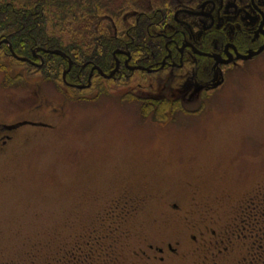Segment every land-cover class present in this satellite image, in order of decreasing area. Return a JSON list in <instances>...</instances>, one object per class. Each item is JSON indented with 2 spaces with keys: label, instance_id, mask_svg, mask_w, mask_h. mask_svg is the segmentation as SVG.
<instances>
[{
  "label": "rangeland",
  "instance_id": "374dc122",
  "mask_svg": "<svg viewBox=\"0 0 264 264\" xmlns=\"http://www.w3.org/2000/svg\"><path fill=\"white\" fill-rule=\"evenodd\" d=\"M20 63L0 70V264H145L178 241L173 264H264V52L209 94Z\"/></svg>",
  "mask_w": 264,
  "mask_h": 264
},
{
  "label": "flooded vegetation",
  "instance_id": "af4514ba",
  "mask_svg": "<svg viewBox=\"0 0 264 264\" xmlns=\"http://www.w3.org/2000/svg\"><path fill=\"white\" fill-rule=\"evenodd\" d=\"M162 1L155 8L149 2L136 11L134 25L127 32L130 41L115 47L109 71L101 69L111 78L99 74L93 63H87L85 87L92 85L95 76L120 82L123 77L129 79L143 73L157 77L155 83L159 86L178 85L192 94H209L217 89L218 79L226 80L227 71L264 52L255 55L264 47V0ZM143 27L145 39L140 36ZM46 54L50 53L37 48L33 50L34 60L27 63L40 68ZM249 56L250 59L245 58ZM82 82L79 79L77 85ZM180 247V241L151 244V254L143 251L140 258L146 260L145 264H173Z\"/></svg>",
  "mask_w": 264,
  "mask_h": 264
},
{
  "label": "trees",
  "instance_id": "16d2710c",
  "mask_svg": "<svg viewBox=\"0 0 264 264\" xmlns=\"http://www.w3.org/2000/svg\"><path fill=\"white\" fill-rule=\"evenodd\" d=\"M149 2L154 8L163 4L162 0H0V70L10 80L9 68L23 62L16 59L11 50L28 60H34L33 50L37 48L59 50L73 61L67 74L68 82L77 85L82 79L87 83L88 66H83L93 63L108 71L112 53L118 45L112 33L124 24L125 14L145 8ZM127 32L122 36L130 41ZM140 36L147 38L144 27ZM43 56L44 64L40 68L27 62L20 64L41 72L49 80L57 79L68 66L67 61L51 54ZM137 99L142 102L143 109L154 106L156 113L178 108L177 101L167 98Z\"/></svg>",
  "mask_w": 264,
  "mask_h": 264
},
{
  "label": "water",
  "instance_id": "95a60500",
  "mask_svg": "<svg viewBox=\"0 0 264 264\" xmlns=\"http://www.w3.org/2000/svg\"><path fill=\"white\" fill-rule=\"evenodd\" d=\"M4 42L7 44V41H4ZM263 50H264V47H263L262 49H260L258 52H256L255 55L260 54ZM11 52H12V55H13L16 59H18V60H20V61H25V62L29 61L28 59H25V58H23V57H19V56H17L12 50H11ZM47 52L50 53V54H53V55L61 56V57L65 58V59L67 58L66 55H65L63 52L59 51V50H54V51H48V50H47ZM245 58H246V59H250L251 56H249V57H245ZM72 65H73L72 61L69 60V68H68V70H66V71L64 72V74H63V79H64V81H66V75H67V72L70 71V69L72 68ZM94 69H98V68H94ZM99 73H100L102 76L106 77V78H111L110 76H107L106 74H104V73H103L102 71H100V70H99ZM112 75H113V73H112ZM89 86H90V84L88 85V87H89ZM74 87H76L77 89H84V88H87V87L82 86V85H81V86H74Z\"/></svg>",
  "mask_w": 264,
  "mask_h": 264
}]
</instances>
